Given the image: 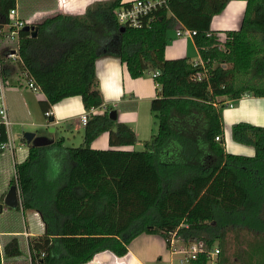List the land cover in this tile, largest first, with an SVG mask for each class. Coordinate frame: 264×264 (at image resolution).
Masks as SVG:
<instances>
[{"label": "trees", "instance_id": "trees-1", "mask_svg": "<svg viewBox=\"0 0 264 264\" xmlns=\"http://www.w3.org/2000/svg\"><path fill=\"white\" fill-rule=\"evenodd\" d=\"M130 1L98 0L82 14L56 12L25 22L35 35L19 31L21 62L0 49L1 75L8 60L18 64L46 96L43 111L74 95L87 115L103 105L94 67L98 57H118L132 78L158 71L153 76L158 94L149 102L157 130L142 142L143 149L90 146L105 131L110 146L136 143L128 124L109 117L110 107L89 114L78 146L63 138L28 144L9 183L17 186L20 203L5 212L36 211L43 232L2 230L12 232L0 236L4 264L25 255L29 264H85L102 251L122 257L143 233L161 235L168 246L172 235L185 243L203 240L209 250L217 243L218 264L226 263L231 234L261 258L256 264H264V126L233 124L232 139L251 145L254 155L232 154L225 150L221 118L225 100L264 97V0H245L239 29L222 31L223 37L210 22L229 0H168L167 8L140 28L117 21L116 8ZM53 2L18 0L21 19ZM15 5L16 0H0V26ZM177 22L194 32L199 63L165 57L167 32ZM202 66L207 78L197 80ZM7 140L1 123L0 143ZM206 263L205 253L189 262Z\"/></svg>", "mask_w": 264, "mask_h": 264}, {"label": "crops", "instance_id": "crops-1", "mask_svg": "<svg viewBox=\"0 0 264 264\" xmlns=\"http://www.w3.org/2000/svg\"><path fill=\"white\" fill-rule=\"evenodd\" d=\"M94 1L98 0H54L52 6L34 10L24 21L29 23L38 22L56 12L73 15L82 14L85 8ZM245 7V0H229L222 11L212 16L210 29L222 37L224 36L221 33L222 31L239 29ZM16 8L20 16L18 0H16ZM182 27L183 25L177 22L175 27L167 32V44L164 49V55L167 59L186 57L199 63L201 61L200 55L194 44L192 35L176 36L175 34V30ZM0 49H2L1 43ZM8 61L9 69H7L3 77L5 104L9 119V125L7 126L8 140L13 141L10 139L12 126L17 130L15 136H18L20 140V145L14 146L11 154L14 156L16 149L21 150L23 146H26L27 151L23 155V159L25 158L28 152V144L24 135L27 132L35 133V136H46L55 141L53 135H51L52 137L49 136L46 131L54 132L59 127H66L65 129L67 130L74 129L80 132L83 140L85 123L81 122L80 116L87 112L84 110L81 97L74 95L61 99L50 106V115L46 117L41 105V102L46 100L44 93L32 91L27 85L29 78L27 72L20 69L18 64L13 63L11 60ZM94 67L104 103L98 108H93L89 114H103L107 107H110V110L115 109L116 121L128 124L132 128L137 141L134 145L110 146L108 143V132L105 131L99 134L91 142L90 146L95 149L132 150L137 143H142L144 140L149 139L152 134L156 133L153 132L149 137H146L148 131L152 132L154 130L152 126L155 121L149 105L148 112L144 108L146 103L149 104L150 100L158 94L155 82L153 78L148 77L139 76L132 78L126 66L115 56L98 57L95 60ZM230 103L232 106H229ZM223 104L225 107L222 109L221 118L225 150L232 154L253 156L254 148L251 145L238 143L232 139L231 127L238 122L264 126V97L244 94L239 99L225 100ZM19 132L21 134H18ZM60 138H63L65 144V138L62 136ZM3 152L0 150V154ZM14 165L11 179L4 175L6 168L0 169V175L3 180V185L0 186V217L7 215L4 197L10 187L9 182L14 178ZM27 212H31V219L36 221L40 219L36 211L28 210ZM7 228L8 230H17L13 233H21L25 236L35 235L31 230L20 229V231L19 229H13L12 226ZM7 228L0 227V236L12 233L8 231L2 232V230ZM150 235L143 233L135 237L128 245L127 253L122 257H117L110 251H102L85 264H155L156 253L151 252L150 247H148ZM168 247L169 253L166 257V260L168 258V264H174L175 262L181 264L180 259L174 260L173 256L176 254L171 251L170 246ZM249 250L250 247L245 243L233 246V249H229L226 246L225 264H256L257 261L261 260L260 257L252 256ZM0 256L2 257L1 246Z\"/></svg>", "mask_w": 264, "mask_h": 264}, {"label": "built area", "instance_id": "built-area-1", "mask_svg": "<svg viewBox=\"0 0 264 264\" xmlns=\"http://www.w3.org/2000/svg\"><path fill=\"white\" fill-rule=\"evenodd\" d=\"M167 6L168 0H131L129 3L117 7L115 15L120 25L140 28L142 26H148L154 18L155 12L161 8H167ZM24 25L25 21L20 18L15 5L14 8L9 10L8 22L5 25L0 26V33H2L0 41L4 43L2 48L7 49L6 57L11 59L13 62H21V57L19 55V31ZM193 33V31L184 27L177 28L175 30L176 36L192 35ZM194 64H197V62H194ZM202 68L203 70L196 74L197 80L207 78L206 69L203 66ZM152 73L154 76L158 74V71H153ZM27 85L32 91L37 93L41 92L39 87L34 84V80L30 76L28 78ZM229 106H232V104L230 103ZM44 114L48 117L50 115V111L47 110ZM80 120L82 123H86L87 113H83L80 116ZM1 123L4 124L6 128L9 125L5 104V84L3 76L1 75L0 67V124ZM216 139H218V137H216ZM13 149L14 143L11 140L0 143L1 151L9 150L12 153ZM17 192L20 200L18 189ZM172 238L173 235L171 236V239H169L170 249L173 253L181 255V264H189L190 260L196 259L199 253H205L207 255L206 264H218V256L220 252L219 247H213L209 250L205 247L203 240H193L186 243L182 240L185 244L181 245L180 248H176ZM0 264H4L2 257L0 259Z\"/></svg>", "mask_w": 264, "mask_h": 264}, {"label": "rangeland", "instance_id": "rangeland-1", "mask_svg": "<svg viewBox=\"0 0 264 264\" xmlns=\"http://www.w3.org/2000/svg\"><path fill=\"white\" fill-rule=\"evenodd\" d=\"M5 31V30H4ZM0 43L2 44L3 47V42L0 41ZM141 77H148V78H153V73L151 72H144ZM148 105L146 103L145 105V111L148 112ZM142 112V109H141ZM154 116V115H153ZM154 121L155 123L153 124V128L154 130L152 132H147L148 134H146V137H149L151 135V133L156 132L157 129V124H156V119L155 117ZM66 127H59V129L55 130L54 132H50V131H46V133L49 134V136L53 135L54 139L57 140L59 139L61 136L65 138V144L69 145V146H78L82 143V138H81V134L80 132H77L74 129L71 130H67L65 129ZM17 130L14 129V126H12V132L10 135V139H12L14 141V146L17 147L18 145H20V140L18 136H15V132ZM53 133V134H52ZM18 134H21V132H19ZM52 137V136H51ZM134 149L136 150H141L143 149V145L142 143H137L134 146ZM27 151V147L23 146L21 150L16 149L14 156L11 154V152L8 150H5L3 153L0 154V169L1 168H6V173L4 175L7 176V178H12V170H13V164H15V162H20L23 159V155L26 153ZM10 152V153H9ZM11 176V177H9ZM10 183V182H9ZM3 185V180L1 178L0 175V186ZM28 211V210H27ZM25 212L24 214L20 212L12 214V213H7L6 216L4 217H0V226L1 227H8V226H12L13 229H21V230H31L35 233V235L38 234H42L43 232V223L41 221V219H37L33 220L31 219L32 215L31 212ZM9 212H11L9 210ZM11 214V215H10ZM29 224V225H28ZM31 228V229H29ZM37 233V234H36ZM233 235L230 234L229 236V240H228V248L229 249H233V246H236L239 243V241L235 240L234 237H232ZM149 246L150 247V251L151 252H155L156 256H155V264H168V258L166 260L167 254L169 253V247L168 244L166 243V240L159 234H151L149 236ZM171 239V238H170ZM173 241L175 244L176 248H180L181 245L185 244L184 242H182V240L180 238H177L175 236H173ZM214 247H218L217 243L214 244ZM174 260H178L181 258L180 254H176L173 256ZM12 264H29V259H28V255L22 256L20 259L16 260V262H12ZM174 264H177L176 262Z\"/></svg>", "mask_w": 264, "mask_h": 264}, {"label": "water", "instance_id": "water-1", "mask_svg": "<svg viewBox=\"0 0 264 264\" xmlns=\"http://www.w3.org/2000/svg\"><path fill=\"white\" fill-rule=\"evenodd\" d=\"M124 27H121V30ZM22 30H30L32 35H35V31H33L32 26H30L29 24H25L22 27ZM116 115V110L112 109L109 111V117L114 119ZM27 144H32L34 146H43V145H47L53 142V139L48 138L46 136H35V133L33 132H27L24 135ZM20 203L19 200V196H18V192H17V186L15 184L10 185L9 189L7 190L5 197H4V204L5 206L9 207V208H16Z\"/></svg>", "mask_w": 264, "mask_h": 264}]
</instances>
